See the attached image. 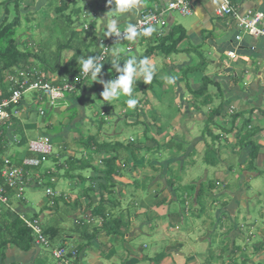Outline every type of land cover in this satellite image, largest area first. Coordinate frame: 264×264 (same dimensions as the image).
<instances>
[{
  "label": "crops",
  "instance_id": "crops-1",
  "mask_svg": "<svg viewBox=\"0 0 264 264\" xmlns=\"http://www.w3.org/2000/svg\"><path fill=\"white\" fill-rule=\"evenodd\" d=\"M92 1L85 0L84 6L89 5ZM166 1L134 0L133 6L123 13L115 11V7L103 9L100 5L95 6L94 13L101 17L102 24L96 31V41L91 49L99 50L100 36L107 37L104 34L107 31L104 29L108 30L106 28L109 23L106 19L108 14H112L111 22L112 19L118 20L117 27H125L132 24L141 12L162 6ZM221 1L192 0V14L189 15L191 18L186 23L177 22L173 14L167 16L166 26L162 29L163 34L168 33L173 26H181L186 33L185 39L177 47V52L168 56L154 52L148 59V63L155 66L154 74L157 83H154L153 87L155 84H161L164 74L167 75V93L173 97L170 101L176 104L177 111L183 118L181 120L177 115H173L177 118L174 123L170 122L167 125V129H169L167 132L161 129V116L156 114L155 121L153 120L158 129L157 136L158 138L162 136L163 144L175 140L177 144L184 146L179 149L178 147L167 149V152L171 150V155L174 150L175 153L177 152L176 155L179 154V157L170 158L169 154L167 161L162 164L153 162V165L144 166L141 165V159H134L132 152L137 158L142 151L147 153L152 146L143 144L135 147L136 150L132 151L126 142L133 143V138H130L129 141L121 138L123 135L119 128L113 130L112 138L105 140L123 144L125 146L123 151L129 159L127 164L123 160L124 155L118 162L121 173L119 177L115 178L118 182V192H124L129 202L126 205L120 202L119 206L111 207L114 208L113 214H123L129 222L125 236H109L102 231L96 233L92 238L87 236L89 233L95 232L94 230L103 222L101 218L92 215L93 207L96 206L87 209L88 203L93 200L92 194L88 191L89 186L93 184L91 181L78 182L77 179L69 181L63 179L67 184L66 188L61 185L54 186L58 192L69 191L73 195L71 199L74 202L77 200L80 204L81 201L82 208H79L80 206H76V209L72 206L65 207V212L63 207L58 205V208H54L46 200V203L40 204L42 210L36 214L40 215L42 224L55 225L59 229V235L55 241L64 243L68 248H78L80 250L78 261L82 254V264H225V262L228 264H264V208L259 211L257 216L255 207H252L254 200L257 202L258 195L264 194V177H262L264 176V40L245 35L242 41L237 42L235 40L238 33L236 20L228 17L221 18L215 14V9ZM229 1L242 15L249 10L264 14V0ZM41 3L43 4L44 0ZM155 30L160 32V29H153L145 39H141V37L135 39L131 52H127L124 46L116 45L112 48L111 57L109 55L110 58L108 57L107 60V68L114 70V77H119L122 73L117 71L113 64L118 63L122 68L127 60L121 54H133L140 57L139 55L143 54L150 44L148 42L156 38L155 34H152ZM139 46L142 48L141 52H138ZM117 49L120 50L118 54ZM230 51L235 52L236 59L227 55ZM195 52L208 55L209 59L201 63L205 64L202 70L206 71L212 66L215 74V81H212V84L216 90L214 92L212 90L213 93H211L208 89L210 93L208 91L207 93L211 97V101L207 106H202L200 103L204 99L203 96L197 98L194 95V91L201 87L200 78L193 82L187 79L189 72L196 68V66L190 67L193 61L191 55ZM185 54L186 58L173 59L175 55ZM157 65H163L162 69L160 70ZM104 72L105 70L97 81H91L94 82L93 85L90 84L91 82L86 83L84 88L83 86L78 87L75 92L67 94L64 101L48 107L49 110H45V114L42 115L46 118L52 114L51 120L45 125L46 129L52 130L57 124L64 128L55 134L45 132L39 135L50 138L52 142L57 135L61 136L66 145L67 131L78 132L77 128H80L82 121L86 120L84 118L88 114L87 108H90V102L94 103L96 97L100 98L105 91V84L110 82V80L104 81L105 83L99 81L101 77H106ZM48 75L51 79L61 77V75L51 72ZM161 75L162 80L160 79ZM138 79L137 73L134 82ZM208 83H211L210 79ZM191 85L196 88L191 89ZM133 87L132 90H135L136 87ZM146 92V94L137 92L136 95L129 97L136 100L137 109L134 110V113H130L133 115L126 123L133 124L138 120H145L143 116L145 112L140 110L142 108L140 105L146 106V112H150V110L145 101L141 102L143 95L146 97L149 95L151 98L157 97L155 89ZM164 92L166 91L164 90ZM159 93L162 94L163 91H159ZM121 95L123 97L119 96L111 102H116L118 106H121V109L123 108L121 115H126L128 112L125 111V103L122 101L126 96ZM34 102L36 105L44 103V101H38L36 97ZM111 102L105 101L106 105ZM61 103L62 105H60ZM21 107L23 108L22 116L16 119L20 129L24 127L23 120L30 116L29 106L24 98ZM115 108L116 106H112L109 112L106 107L100 114L119 117ZM73 111L76 112V116L72 122H69V114ZM55 114H68V116L59 119ZM169 115L167 114V118ZM173 116L171 115V117ZM63 119H67L66 124L62 123ZM198 122H202L204 128H199ZM10 130H14L13 127L10 126ZM10 130L6 133L5 140H1L5 147L2 156H8L6 151L8 143L11 142L10 138L17 135L14 134V131L10 134ZM23 133L25 136V131ZM119 136L120 141L118 140ZM184 140L186 145H184ZM64 144L62 143V146ZM68 146V151H66L68 153L73 151L71 154L76 156L80 153H77V150L83 149L77 148V145L68 144ZM209 150L210 152H208ZM82 151L85 152L83 155L88 158L92 156L89 159L94 164H99L100 155L92 154L87 149ZM27 154L26 150L24 155L16 157L15 161L10 159L15 164ZM187 158H191L192 162L187 161ZM150 159L153 160V156H150ZM199 160L205 163L202 169L198 165ZM195 167H197V172H192L191 170ZM46 169L41 171L38 168L34 172L44 174ZM211 175H214V182L221 183V186L217 187L213 193L205 194L207 196L206 208L200 211L201 209L197 206L199 188H205L204 184L207 183ZM96 176L97 173L91 171L86 177L96 178ZM169 180L175 184L173 187L168 184ZM248 184L249 187H247ZM189 186L195 187V191L184 192L183 188ZM30 187L36 188L37 186L31 185ZM10 197L14 207L13 198L16 196L11 193ZM105 198L107 197L105 196ZM185 198L190 200L192 205L187 200L189 204L184 207L182 199ZM260 198L264 199V196H260ZM23 202L19 201L17 208L14 207V209L26 215L21 210L24 207ZM175 204L179 205V208L176 209ZM129 207H132L131 211ZM174 215L182 219L180 221L183 226L179 221L172 223ZM63 216H66L67 221L71 223L72 229L75 224H80L83 220L87 227L84 233L87 235H80L78 232L72 231L71 227H65ZM245 219H255V222L248 223ZM177 226L178 230L175 229ZM255 228L256 231H254ZM181 230L182 234L176 236L170 234L171 231ZM161 233L169 242V247L163 251L156 249L150 243L149 245L146 241L152 239L155 234L160 239H155L154 243L160 240L165 241L161 239ZM141 238L145 239L141 246L131 245ZM214 245L218 246L217 250H213ZM41 252L37 247L28 252L9 248L5 251L4 264H33Z\"/></svg>",
  "mask_w": 264,
  "mask_h": 264
},
{
  "label": "trees",
  "instance_id": "trees-1",
  "mask_svg": "<svg viewBox=\"0 0 264 264\" xmlns=\"http://www.w3.org/2000/svg\"><path fill=\"white\" fill-rule=\"evenodd\" d=\"M23 0H4L0 1V5H2L3 10L5 11L6 17L0 22V90L4 92L6 90L4 86V80L8 73L13 74L16 68L25 67L28 65H35L48 76L49 72L52 74H59L61 77L52 79L55 83L62 82L63 79L69 81L73 78H76L80 75L82 70H80L78 59L79 57H83L87 59L89 57H96L98 59L100 48L99 50H92L91 47L95 44L96 38L94 34L86 35L85 31L80 30L79 19H74L72 15H79L81 9L74 8L72 11H69L71 5H76L78 0H45L44 6L47 4L48 8L43 9L46 13H49L48 10L52 9L54 16L48 22V24L44 25L45 31L43 32L44 37L41 39L48 41V46L39 40L34 39L35 36L28 37L24 36L21 39H25L24 41H20L19 36V27L21 25L22 16L19 11V6ZM104 0H93L89 5H86V9L89 11L94 12L95 6L101 7V4ZM14 4L16 8V13L13 16L12 20L8 21V5ZM43 10L40 11V15L44 12ZM31 17V16H30ZM30 17L28 15L24 17L25 22L30 21ZM47 17H44V19ZM36 27V26H34ZM32 31V27L30 28ZM152 34H155L156 38L148 42L150 43L146 48L145 52L140 56L136 57L133 54H124L123 56L126 59L135 58L138 62L144 58L147 60L152 56L154 52H160L162 55L168 56L172 53L177 52V47L179 44L185 39L186 33L185 30L181 26H173L169 32L166 34L160 35L156 30ZM147 35L144 33L141 34L139 37L146 38ZM106 37V36H105ZM138 37V38H139ZM33 39V40H31ZM156 40V41H155ZM88 41V42H87ZM135 39L132 41H124L123 43L117 44L118 46L126 47L129 44H133ZM56 44V48L51 49L53 44ZM100 45V44H99ZM38 50V52H37ZM66 52L67 54L70 53L67 60H63L62 54ZM107 69V61L103 63L101 72L98 74V77L101 73ZM50 78V77H49ZM114 76L111 77L110 82L114 80ZM93 79L89 74L83 84L79 87H85L86 83H90ZM204 83L202 86L194 91V95L198 97H202V101L200 102L202 106H207L210 101L211 97L208 95V81L207 77H204ZM156 83V76L153 74L151 82L146 83L144 81H135L132 84V87L136 85L135 90H132L131 96L125 95L126 97H132L136 95L137 92L142 94H146V91L152 90V87ZM91 84V83H90ZM93 85V84H91ZM206 95V96H205ZM120 97H123L120 95ZM131 99V98H130ZM125 105L127 104L125 101L123 102ZM137 109V105L135 106ZM76 112H71L70 114V121L72 122L75 118ZM128 114V113H127ZM47 115V114H46ZM11 127H13L14 134H24L20 126L18 125V121L12 119L9 123ZM79 133V140H81L78 146L83 148L84 150L87 149L90 153H95L100 155V163L94 164V162L89 159L87 156L82 155L81 158H76V155H66L60 153V162L63 159L64 163L62 164L57 163L56 169L57 171L53 172L51 170H45L43 174V184L48 186L49 177L58 174L59 170H64L66 177L68 179H77L78 182L84 181H91V184L88 188V191L92 194V199L90 203L87 205V209L93 207L92 215L97 218L102 219L101 226L96 228L93 233H84L87 230V227L84 225V221L82 220L80 224H75L73 229L75 232H78L80 235L86 234L89 238H92L96 233L99 231L104 232L106 235H119L125 236L129 222L126 219L125 215H115L114 208L115 206L120 205L119 198L120 196L124 195V192H118V182L115 180L116 177L120 176L121 167L118 166V162L121 160L123 155V144L120 142H100L97 136H90L84 139L81 130L78 131ZM219 137V136H217ZM20 144L25 145L26 139L25 137L23 140L20 141ZM254 145L253 143H251ZM157 145L159 143L157 142ZM243 145V144H242ZM241 145V146H242ZM129 146V145H128ZM167 148L174 149L173 147H181L180 144H177L173 141H169L166 144ZM244 147V146H243ZM62 148L66 151L68 150L69 146L68 143L62 146ZM127 148V147H126ZM153 148H149L151 150ZM254 149V148H253ZM252 149V150H253ZM5 151V147L3 146L2 142L0 141V155H2ZM132 152V151H131ZM210 152V150L208 151ZM253 152V151H252ZM31 156V154H27ZM132 155L135 160L136 156L135 153L132 152ZM253 155V154H252ZM52 156V155H51ZM125 162L129 163L128 156L125 153ZM21 162L17 161L15 165H20ZM3 168L2 161L0 160V170ZM86 170L93 171L97 173L96 178L93 177H85L83 172ZM261 173V172H260ZM263 173V172H262ZM168 184L170 186H174L175 184L169 180ZM53 186V185H52ZM221 183L217 184L215 182L209 181L206 184V187L209 190L213 188L220 187ZM97 187V188H95ZM54 188V186H53ZM184 192H193L195 191V187L189 186L183 188ZM204 188H199V192L197 195V206H199L200 211H203L206 207L205 201L207 196L205 194H209L210 192H206ZM7 194H11L10 190L6 191ZM98 195V200H97ZM105 196L107 198H105ZM105 198V199H104ZM91 199V198H90ZM188 200V199H187ZM186 198L182 199V204L185 207L186 204L192 205L190 200L187 202ZM67 203L65 199H57L54 202L52 207L58 208L59 202ZM192 201V200H191ZM74 202V201H73ZM97 202V203H96ZM96 204V205H95ZM72 206L74 209L77 207L82 208V203L80 201H75L72 205L71 203H67V207ZM77 206V207H76ZM0 258L1 264H4V260L6 258L5 251L9 248L13 249L16 248L22 252H28L34 249L36 246L34 245V237L32 231L25 226L23 221L19 218V214L16 211H12L10 209H5L0 211ZM34 218H39L37 214L33 216ZM44 234L47 236L51 244L53 246L59 245L60 247H67L68 246L64 243H57L55 241L59 235V229L55 225H43ZM46 254H40L38 258L35 259L33 264H59L57 260L53 258L50 254V250L44 249ZM77 251L78 248H76ZM78 260V257L76 258ZM56 263H54V261Z\"/></svg>",
  "mask_w": 264,
  "mask_h": 264
},
{
  "label": "rangeland",
  "instance_id": "rangeland-1",
  "mask_svg": "<svg viewBox=\"0 0 264 264\" xmlns=\"http://www.w3.org/2000/svg\"><path fill=\"white\" fill-rule=\"evenodd\" d=\"M0 1H4V0H0ZM84 1L85 0H78L76 5L70 6L71 9L69 11H72V9H74V8L81 9L79 15H77V16L72 15V17L74 19H76V18L79 19V24H80V28H81L80 30H83L85 25L89 26V29L83 30V31H85L86 35H90V34L95 35L96 31L99 30L101 27L102 19L100 16L95 15L94 12L87 10L86 7L84 6ZM41 2H42V0H24V2L23 1L21 2L24 5L20 4V6H19V8H20L19 11H20V14L22 16V20H21V25L18 29L19 30L18 32L20 33L18 37L20 38V41H22V40L24 41L25 39H21V37L26 36L29 39L30 37L35 36L34 39L35 38L39 39L43 43V45L46 44L48 46V41L41 39V38L44 37V34H43V32L45 31L44 25L48 24V22L53 18L54 13L52 12L53 11L52 9L51 10L49 9L48 10L49 13H46L43 9L47 10L48 5L46 4L43 8L42 6H43V4H45V0H44L43 4ZM8 6H9L8 7L9 13L7 15H8V21L10 22L17 11H16L14 4H9ZM41 10L44 11V12H42L43 13L42 15H40ZM5 14L6 13L3 10L2 5H0V22L3 20L4 17H6ZM27 15H28V17L31 16L30 17L31 19L29 22L24 21V17H26ZM173 15H174L175 19L177 20V22H180V23H186L191 18L190 16H182L178 12H174ZM107 16H108V22H109L108 24H110L112 14H108ZM44 17H47V18L44 19ZM34 26H36V27H34ZM31 27L33 29L32 31L30 30ZM104 31H107V30L104 29ZM31 40H33V39H31ZM55 45L56 44L54 43L51 46V49L55 50V48H56ZM141 49L142 48H140V46H139L138 52H141ZM37 52H38V50H37ZM158 53H160V52H158ZM69 55H70V53L67 54L66 52H64L62 54L63 60L66 61ZM141 55H142V53L139 56H141ZM110 57H111V53H110ZM181 57L186 58L187 56H186V54L182 55V56L181 55H175V56H173V59L174 58L181 59ZM191 57H192L193 61H192V65H190V67L196 66V68L192 69L189 72L187 79L192 80L191 82H193L195 79L200 78L199 83H201V86H202V84L205 82L204 77H207L211 81V83H208V89L210 90L211 93H213L216 90V88L212 84V81H215V74H214V71L212 70V66H210L208 68V70L204 71L202 69H203V65L205 66V64H201L203 61H206L209 59L208 55H204L203 53H200V52H195V53H193V55H191ZM157 66L161 70L163 65H160V66L157 65ZM160 72L163 73L162 71H160ZM104 73H105L106 77H104V78L101 77L99 79L100 82L102 80L105 82L110 80V78L113 76L114 70L112 68H107V69H105ZM48 77H50V75H48ZM138 77H139L138 81L144 80L143 74L138 73ZM160 79L162 80V75H161ZM91 84H94V82H91ZM161 84H162V87H161ZM161 84H155V86L152 89V91H154V89H155V93L157 94V97L153 96L151 98V97H149V95H147V97L145 95H143L141 102L145 101L148 104V109L150 110V112H146L147 111L146 106H143L144 104L140 105L142 107V108L140 107L141 108L140 110L142 112H145V114H143V116L145 118L144 121L138 120V121H136V123H133V124L126 123L127 120H129L130 117H132L133 114H130V113H134L135 107H129L128 104L124 105V107L126 108L125 111L128 112V114L121 115V112L123 111V108L121 109V106H118L116 102H114V103L111 102L109 105H106L105 100L103 99V96H100V98L99 97L95 98V100L93 101L94 103L90 102V104H91L89 106L90 108H87L88 114L86 115V118H84L86 120L82 121V124L80 125V128H77V131L81 130L82 135L84 136V139H86L87 137H90V136H97L98 140L99 141L102 140L101 142H103L106 139L108 140V138H112L114 136L113 130H117L119 128V130L121 131V135H123L121 138H124L128 141L130 138H133V141H134L133 143L126 142V144H128L131 147L132 151L136 150L135 147L141 146L143 144L145 146H148V145L152 146L153 149L148 150L147 153L145 151H142L140 153V155L136 158V159L142 160L141 165H144V166L147 164L153 165L155 162L162 164L164 161H167V155H169V154L171 155V150H169V152H167L168 148L165 145L167 143L163 144V142L161 140L162 136H160L159 138L157 136L158 135V131H157L158 129L155 127L154 122H153V120L155 121V115L158 114L159 116H161V118H162V122H161L162 128L161 129L163 131H166V132L169 131V129H167V125H169L170 122L174 123L175 118H177V116L181 120H183V118L180 117L181 115H180L179 111H177L176 104L174 102L170 101L173 99V97L170 95V93H167V75L165 76V74H164V79L161 81ZM135 87L136 86H134L133 88H135ZM190 88L193 89L196 87H193V85H191ZM164 90L166 92H164ZM209 90H208V92H209ZM212 90H213V92H212ZM159 91L160 92L163 91V93L161 94V93H159ZM35 97H36L35 94L32 92H29V93H26L23 95L24 100L27 102V105L29 106L30 116L23 120L24 127L22 128V131L23 132L25 131L26 135L24 136V134H21V132H20L17 136L20 139V141L23 140V138L25 137L26 144L22 145V144H16V143H12V142L8 143V149L6 151V154L8 156H10V158L13 161H15L16 157L19 158V157L24 155V153L27 150V143L29 141L36 140V139H39L40 137H42L39 134H43L45 132H49L50 134H55V133H58V131H62L64 128L63 126H60L59 124H57V126L52 128V130L46 129L45 125L48 124V122L51 120L52 114H50L49 116L44 118L38 112V108L41 107L42 109L49 110L48 104H46V102H44L42 104L36 105L34 102ZM129 99H130L129 97H125V99L122 101L127 102V100H129ZM60 105H62V103ZM112 106H116V108L114 110L118 111L119 117H117V115L112 116L111 114H105V115L100 114L102 111H104V109L106 107H107V110L110 112ZM167 114H170L168 118H167ZM55 115L59 119L64 118L66 115L68 116V114H60V115L55 114ZM171 115L172 116L177 115V116L171 117ZM184 121H186V120H184ZM62 123L66 124L67 119H63ZM198 123H199V128H204L202 122H198ZM67 132L68 133H67V140H66L67 142L66 143H68L72 146L77 145V148H79L78 144H80V142H81V140H79V133L73 132V131H67ZM192 138H194V137H192ZM118 140L120 141V136H119ZM172 141L176 143L175 140H172ZM157 142L159 143V145H157ZM183 142L185 143V140ZM62 143L64 144L62 137L57 135L52 142V144H53V155L50 156L44 162V164L41 167H39V169L41 171H43L46 168H47L46 170H51L53 172L57 171L58 169H56V166H57V163L60 162V158H61L59 156L60 153H64L65 156L66 155L72 156L71 153H73V151H71V153H68L67 152L68 150L65 151L62 148ZM184 145H186V143ZM182 147H184V146H182ZM82 150H84V149H81L80 151H79V149L77 150V153L78 152H80V153H78V154L76 153L77 154L76 158H81L82 155L85 154V152H83ZM176 153L173 150L170 158L179 157V154L176 155ZM123 155H125V151H123ZM150 156H153V160L150 159ZM90 157H92V156H89V158ZM123 159H125V157ZM63 161L64 160L62 159L60 164H62ZM187 161L192 162V159L187 158ZM198 162H199L198 165L200 166V169H202L205 166V163L201 160H199ZM259 169L263 170L262 168H259ZM191 171L197 172V167L193 168ZM90 172L91 171L86 170L85 172H83V175L86 177L87 174H89ZM54 177L57 179V182L53 186L57 187L58 185H61L64 188L67 187L66 182L63 180V179H68V177H66V175H65L64 170H59L58 174L54 175ZM262 177H264V176H262ZM213 179H214V175H211L209 180L207 181V183L209 181L214 182ZM69 180L70 179H68V181ZM207 183L204 184V187H205L204 189L207 192L213 193L214 191H216V187L213 188L212 190L208 191V188L206 187ZM46 187L47 186L45 184H43V182H42L41 186L36 187V188L27 187L25 190V193H24L25 200H19L17 197L13 198L14 199L13 200L14 207L17 208L16 206L19 204V201H24L22 203L24 207L21 208V210L26 213V216L28 218H33V216L36 213H39L42 210L40 207L41 206L40 204L45 202V200H46V202H48V199H47V196L45 193ZM56 187H55V189L57 190ZM247 187H249V184ZM61 193L67 196V198H62V199L67 200V203L73 202V199H71V197H73V195L70 194L69 191L64 190ZM260 196L263 197L264 194L258 195L259 198H258L257 202H255V200H254V203L252 205L253 208L255 207V213L257 216H258L259 211L263 210V208H264V199L260 198ZM15 200H18V201L16 202ZM119 201L122 202V204L126 205L129 202V199L126 195H123L122 197L119 198ZM67 203H63L62 201L59 202V206L63 207L65 212H66V208H67ZM175 206H176V209L179 208V205L175 204ZM131 208L129 209L130 211H131ZM182 208H183V206H182ZM37 215L40 217L39 214H37ZM63 218H64L65 227H67V228L71 227V223H69L67 221L66 216H63ZM167 218H168V220H170L169 216H167ZM180 220H182L180 217H178L177 215H174L172 218V223H175L178 221L181 223ZM242 221H244V220H242ZM245 221L248 223L253 221V223H254L255 219H253V220H246L245 219ZM260 222H261V220H260ZM261 223L263 224V222H261ZM180 225L183 226L182 223ZM70 229L72 231L74 230V229H72V227ZM242 230H244V229H242ZM256 230L257 229L255 228L254 231H256ZM174 232L175 231H171L170 234L176 236L178 234L183 233L182 230L175 232V233ZM160 236H161V239H163L165 241L160 240V241H156V243H154L155 239H158V240L160 239L159 236H156V234L152 239H147L146 241L148 244L150 243L151 245L156 247V249H162V251H163L169 247V242L166 240L167 238L163 235V233H161ZM144 240L145 239H142V238H141V240L137 239L131 245L132 246H141L142 243L144 242ZM156 244H158V246H156ZM39 248L42 251L40 254L44 253V254L48 255V253H45V250H44L45 248H42V247H39ZM217 249H218V246L214 245L213 250H217ZM79 252H80V250H79ZM79 259H80V261H78L77 259H72L71 264H82V254L80 255ZM54 263H56V261H54ZM225 264H228V263L225 262Z\"/></svg>",
  "mask_w": 264,
  "mask_h": 264
},
{
  "label": "built area",
  "instance_id": "built-area-1",
  "mask_svg": "<svg viewBox=\"0 0 264 264\" xmlns=\"http://www.w3.org/2000/svg\"><path fill=\"white\" fill-rule=\"evenodd\" d=\"M192 0H167L162 6L152 9H147L140 13L139 17L132 23L137 28V39L144 33L146 28L160 29L159 34H163L166 26V18L174 12H178L182 16H189L192 14L191 9ZM103 9L115 7L113 2L111 5L108 0H104L101 4ZM215 14L221 18H233L238 25V33L235 36L237 42L242 41L245 35L264 40V14L262 12L247 11L241 14L231 4L229 0H222L215 9ZM129 25L125 27H117L120 35L115 34L110 36H100V53L98 60L101 64L108 60L112 48L117 44L127 41L124 31ZM85 30L88 25L84 26ZM127 52L133 50V45L129 44L125 47ZM227 55L236 59L235 52L230 51ZM88 75L83 72L76 78L69 81L63 79L60 83H55L54 80L43 74L36 65H28L25 67L16 68L13 74L8 73L4 80L6 90H0V141L6 136L10 130V122L12 119H19L22 116L23 108L21 102L23 95L29 92L35 94L40 102H46L48 107L55 106L59 102L66 99V95L75 92L79 86L83 84ZM118 78L115 76L114 79ZM41 115L45 114V109L38 108ZM105 115V114H102ZM12 134V130H10ZM5 140V139H4ZM12 143H20L18 136H11ZM27 153L31 156H24L20 162L15 165L10 157L0 155L3 168L0 170V211L10 209L16 211L11 203L10 194L6 191L10 190L18 199L24 200V193L27 187L31 185L41 186L43 182V173L34 172V170L41 167L44 162L53 155V144L50 138L40 137L36 140H31L27 143ZM100 163V162H99ZM57 179L54 176L49 177V185L46 187L45 193L50 206L54 205L55 200L60 198H67L66 195L58 192L52 185L56 184ZM188 204H186V207ZM19 218L23 221L25 226L32 231L34 236V245L39 248L50 250L51 256L58 261L59 264H71L72 259L79 256V251L73 248L53 246L50 239L45 236L43 224L40 218H28L25 214L16 211ZM176 230L179 229L177 226Z\"/></svg>",
  "mask_w": 264,
  "mask_h": 264
},
{
  "label": "clouds",
  "instance_id": "clouds-1",
  "mask_svg": "<svg viewBox=\"0 0 264 264\" xmlns=\"http://www.w3.org/2000/svg\"><path fill=\"white\" fill-rule=\"evenodd\" d=\"M115 3V11H119L121 13L128 11L134 3V0H108V3L111 5ZM108 19V17L106 18ZM117 19H112L110 24H107V32L104 34L107 36L110 35H120V31L117 29ZM153 31L152 28H146L144 30V34L148 35ZM125 38L129 41H132L136 38L138 32L136 26L129 24V26L124 31ZM117 54L119 53V49L116 50ZM80 66V70H82L84 75H91V78L94 81L98 80V74L101 72L103 64L99 62L96 57H89L84 59L83 57L77 58ZM113 67L116 68L117 71L122 74L105 84V91H103L102 96L106 102H111L113 99L118 98L121 94L131 96L132 93V84L134 82L135 76L137 73H141L144 76V82L150 83L152 76L155 72V66L150 65L148 63L147 58H144L140 61H136L135 58H130L126 60L124 67H120L118 63H114ZM101 83H105L101 81ZM129 107H135L136 100L129 99L126 102Z\"/></svg>",
  "mask_w": 264,
  "mask_h": 264
}]
</instances>
